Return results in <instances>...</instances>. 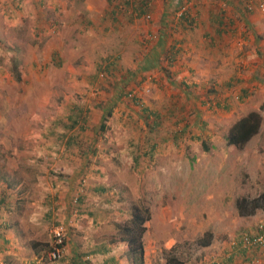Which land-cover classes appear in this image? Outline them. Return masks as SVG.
Wrapping results in <instances>:
<instances>
[{
    "label": "rangeland",
    "instance_id": "obj_1",
    "mask_svg": "<svg viewBox=\"0 0 264 264\" xmlns=\"http://www.w3.org/2000/svg\"><path fill=\"white\" fill-rule=\"evenodd\" d=\"M56 1L0 0V191L6 180L16 184L11 210L2 206L0 212V223H10L5 232L10 243L0 251V264H35L41 256L39 264L68 263L67 254L63 261L49 258L53 227L62 223L64 196L73 202L81 192L83 176L88 183L112 187L104 199L110 200V216L101 229L117 231L124 264L131 263L130 244L121 238L129 234L116 221L130 224L132 205L150 212L141 236L146 264L165 263V251L175 246L185 264H215L240 225L228 217L240 214L237 201L264 192V70L254 74L240 60L231 64L216 47L208 58L190 52L172 63L164 57L171 48L164 23L174 22V7L182 0L165 5L156 0L150 18L110 27L116 34H93L100 29L85 25L81 33L73 31L71 42L49 23L57 18ZM59 24L55 28L61 31L71 28ZM119 32L129 40L120 42ZM148 32L151 38L143 37ZM136 33L141 42L134 41ZM108 54L120 56L119 67L105 75L99 66ZM234 76L230 87L227 81ZM252 78L259 84L247 89V101L241 85ZM74 105L88 109L87 132L65 125ZM253 113L261 115L258 131L241 146L229 144L225 136L234 124ZM155 114L159 124L152 129ZM70 135L79 136L68 145ZM240 216L252 229L264 223V208ZM83 238L87 242L88 234Z\"/></svg>",
    "mask_w": 264,
    "mask_h": 264
},
{
    "label": "crops",
    "instance_id": "obj_2",
    "mask_svg": "<svg viewBox=\"0 0 264 264\" xmlns=\"http://www.w3.org/2000/svg\"><path fill=\"white\" fill-rule=\"evenodd\" d=\"M84 1L85 5L83 6L82 3L80 4L76 0H57L54 3L53 9L57 18L55 21H49V23L52 25L53 31H57L55 34L62 32L65 42H71V36L74 35L73 31L75 33H81L82 27L85 25H93L97 29H100H95L93 34L98 32L101 34H110V27H118V29H120V27L128 26V24L134 22L139 24L140 20H143L144 17H151L150 12H152V7H154V9L156 8V0ZM163 1L165 2L164 5L168 2V0L167 2L166 0ZM189 1L190 0H186V6H181L177 3L174 7L176 10L175 12H177V17L174 14L176 19H174V22H167L169 21L167 19L164 23V28L166 30L165 38L167 37L166 42L168 46L171 47L168 48L176 50L179 54L178 58H184L187 54H190V52L192 54L198 52L194 54V56H198L199 58L212 57V55L215 54L214 48L216 47V50H218L217 54L222 56L225 61H230L231 59V64L238 63L240 60L246 64V69L253 70L254 74L258 73L259 68L264 70V60L261 59L264 58V12L259 8V3L262 0H193L191 3ZM168 5L171 6V3ZM172 7L173 6L170 7L171 10ZM83 10L84 12L82 13ZM185 11L189 13V22L185 19V15L183 17ZM58 21H61L60 24ZM58 24L65 26V28H71L67 31H61L59 28H55V25ZM102 26L104 29H101ZM149 32L147 34L144 33L143 37L146 36L147 38H151V33L149 34ZM111 34L116 33L114 32ZM117 34L123 36L122 38H118L120 42L129 40L128 34L122 32ZM141 38L139 39V33H136L133 37L135 42H137V40L141 42V40H143ZM238 45L241 46L239 47ZM135 49H138V47ZM57 53L58 52H56L54 56H56ZM247 59H252V62L247 61ZM234 79L235 76L229 78L227 81L228 86H233L232 83ZM248 81L249 80H246L245 82L247 85H241L242 93L247 96V101L250 99L247 89L253 90L255 87H252V85L259 84V81L257 79L254 80V78L250 79V82ZM240 82H242L241 79ZM249 85L250 88L247 87ZM227 100V105L230 107V99ZM219 104L221 105L222 103ZM227 135L225 138L230 144ZM157 150L158 146L156 145L154 151L151 150V153L155 154ZM103 185L108 189V185L104 182L98 181L93 183L90 179V183L87 184L88 187L80 203L75 202L76 197L73 199V202L71 197L67 200L66 195L64 196L65 201L62 198L64 202L63 208H66V211L65 214L62 213L59 217V222H62L67 228V256L70 258L67 264H124L122 262L124 253L123 256L122 253H120L121 242L115 237L117 231L115 233L114 231L110 233L111 231L108 229L109 232L104 234L103 229H101L105 224L102 220L110 216L111 208L107 203L110 202V200H104L107 198L105 196L107 190L101 191ZM111 188L112 187H109V189ZM75 208L79 209V214L74 212ZM122 213L125 214L124 209ZM47 216L50 218L52 212L50 211ZM228 217H236L239 219L238 222L240 225L232 232L233 235L229 243L230 246H221L222 251L220 250L221 253L218 255L217 260L221 261L222 264H248L254 259L259 258L260 263L263 264L264 257L261 254L264 253V251H262V253H259V251L247 252V250H240L236 245H233L234 242L241 239L242 233L244 234L248 230H253L258 222L255 223V227L249 229L247 227V220L245 219L244 221V219H242L246 217L240 216L237 212L232 215L229 214ZM127 218L129 219V216ZM112 219L113 221L110 220L111 222L116 221L114 217ZM108 221L109 219L107 222ZM116 222L120 223V221ZM86 234H88L87 242L83 241V237ZM91 235H96V237ZM210 248V245L206 247L203 246V250ZM3 249L4 248L1 250ZM5 249H7V247H5ZM86 259H93L91 260L92 263L86 261ZM162 263H164V261L161 260L160 264ZM128 264L131 263L129 262ZM149 264L158 263L156 261H151Z\"/></svg>",
    "mask_w": 264,
    "mask_h": 264
},
{
    "label": "trees",
    "instance_id": "obj_3",
    "mask_svg": "<svg viewBox=\"0 0 264 264\" xmlns=\"http://www.w3.org/2000/svg\"><path fill=\"white\" fill-rule=\"evenodd\" d=\"M186 3H187L186 0L185 1L182 0L180 3L178 2V5L180 4L181 6H186ZM184 15H185V19L187 20V22H189L188 18H190V16H189L188 11L184 12L183 17ZM147 40L148 42L151 41V39H147ZM170 50L168 52H165L164 57L170 59L172 63H176L178 60L179 54L177 53L176 50H172V51ZM60 56L61 55L58 53L55 56L56 58H59V65L63 62V59ZM119 58L120 56H118V54H108L107 56H105L103 58V64L105 65L99 66L100 71L103 72V74L108 75L109 73L112 72L111 70H116L117 67H119L118 66ZM145 77L146 76H144L143 79ZM187 87L191 88V86H187ZM130 94L132 95V92H130ZM134 99H136V97H134ZM109 112H110L109 116H112L114 113L112 109ZM158 116H159L158 114H155V120H153V123H152L153 125H151L152 129H154L159 124V120L157 119ZM66 117H67L66 119L69 120V122L65 123L67 129L76 128L77 126H80L83 132H87L88 129H91V126H89V120H88V109L85 108L84 106L82 107V106L74 105V107H71L70 113L66 114ZM105 124L106 123L103 122V124L101 125V129H102L101 131L103 133L106 131ZM260 126H261V115L259 113H253L250 116L244 117L240 119L237 123H235L233 128L230 130V133H228L227 139L230 142V144L241 146L249 141L252 135L258 131ZM63 135L65 136L67 134L65 133ZM78 136L79 135H70V137H68L67 139V144L69 145V144L75 143V142L72 143V141L76 140ZM105 139L107 140L108 138L105 137ZM155 147H156V143L153 141V144L150 146V148L152 151H154ZM93 152L95 153L96 149H94L92 153ZM139 156H140L139 153H137V155L135 156L136 161L138 160ZM87 167H91V165ZM88 181L89 180L85 178L84 176L78 181V184H81V188L83 189V190H80L81 192H78L76 195H74V198H75L79 194L78 201H77L78 203H80V201L82 200V197L86 190V189L84 190V186L88 184ZM15 187H16V184L8 180H6V185L4 183V186H2V189L0 191L1 193L0 212H1L2 206H6V209L11 208L9 207V205H11L12 203L11 198L15 194L13 190ZM106 190L108 191L109 187L107 189V187L103 185V188L101 191H106ZM236 205L241 215H246V216L251 215L255 211H257V209L264 208V192H262L261 194H259L257 197H254V198H250V197L240 198L237 201ZM131 210H132L131 211L132 213L131 223L130 224L129 223L128 224L118 223L116 226L119 230H123L124 232L129 234L127 237L121 238V240L128 241L130 244L129 249L127 250V255L131 261V264H146L145 255H144L145 251H144V246H143L141 236L145 230L146 222L150 219V214H149L150 212L148 209L142 210V209H139L137 206H133V205H132ZM1 222L2 223H0V250L2 248L5 249L6 244L10 243V241L5 235L6 230L10 229V223H7V221H1ZM258 231H259V224L256 225V227L253 230H249L246 232L252 235V234H256ZM244 234L242 233L241 239L239 241L234 242L233 245H236L237 248H239L240 250L245 249L247 250V252L248 251L250 252L259 251V253H262V251H264V248H258V247L251 248V249L245 248L243 246ZM66 241H67V236H66ZM176 249H177V246L173 247L169 251L168 250L165 251L167 252L166 262L162 264H185L183 257L177 254ZM261 255L264 257V253H262ZM262 256H259V257H262ZM256 259H259V258H256ZM60 260L63 261L64 259L62 258ZM215 264H222V263L221 261H219V262H215Z\"/></svg>",
    "mask_w": 264,
    "mask_h": 264
},
{
    "label": "built area",
    "instance_id": "obj_4",
    "mask_svg": "<svg viewBox=\"0 0 264 264\" xmlns=\"http://www.w3.org/2000/svg\"><path fill=\"white\" fill-rule=\"evenodd\" d=\"M259 8L261 11L264 12V0H262L259 3ZM78 195L75 198V202L78 201ZM66 233H67V229L63 223H59L53 227L54 241L52 248L49 252L50 260L57 261L66 257L67 254ZM243 246L247 249L256 248V247L264 248V223H261L259 225V231L256 234L250 235L248 234V232L244 234ZM43 260H44V256H41L35 264H39ZM253 261L255 264L260 263L259 259H254Z\"/></svg>",
    "mask_w": 264,
    "mask_h": 264
}]
</instances>
